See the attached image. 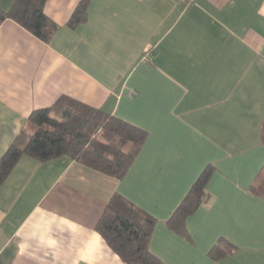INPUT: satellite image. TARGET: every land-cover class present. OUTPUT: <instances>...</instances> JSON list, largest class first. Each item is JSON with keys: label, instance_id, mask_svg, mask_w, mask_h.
<instances>
[{"label": "crops", "instance_id": "0c3cea01", "mask_svg": "<svg viewBox=\"0 0 264 264\" xmlns=\"http://www.w3.org/2000/svg\"><path fill=\"white\" fill-rule=\"evenodd\" d=\"M16 0H0L9 11ZM47 0L44 43L0 22V157L35 110L69 98L146 132L115 180L66 158L21 157L0 186V264H123L95 225L119 195L154 220L163 264H264V0ZM211 168L208 199L167 220ZM219 240L236 249L217 262Z\"/></svg>", "mask_w": 264, "mask_h": 264}, {"label": "trees", "instance_id": "16d2710c", "mask_svg": "<svg viewBox=\"0 0 264 264\" xmlns=\"http://www.w3.org/2000/svg\"><path fill=\"white\" fill-rule=\"evenodd\" d=\"M47 0H16L12 8L0 10V22L11 19L40 41L47 43L58 26L43 12ZM88 1L81 0L67 26L75 28L87 20ZM146 132L117 117L69 98H60L52 107L33 111L25 126L0 157V186L23 156L39 163L66 158L92 171L120 180L139 153ZM264 144V120L261 128ZM211 176L207 167L167 220L178 232L185 218L208 199L206 185ZM249 192L264 199V167ZM155 220L119 195L109 200L95 225V231L123 264H163L150 253L148 243ZM236 247L219 240L209 250L213 262Z\"/></svg>", "mask_w": 264, "mask_h": 264}]
</instances>
